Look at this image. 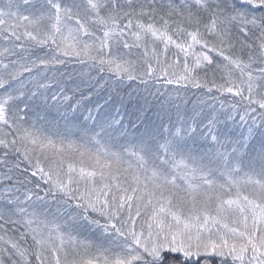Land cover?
<instances>
[{
    "label": "snow or ice",
    "instance_id": "snow-or-ice-1",
    "mask_svg": "<svg viewBox=\"0 0 264 264\" xmlns=\"http://www.w3.org/2000/svg\"><path fill=\"white\" fill-rule=\"evenodd\" d=\"M0 41V264H264V0H0Z\"/></svg>",
    "mask_w": 264,
    "mask_h": 264
},
{
    "label": "trees",
    "instance_id": "trees-1",
    "mask_svg": "<svg viewBox=\"0 0 264 264\" xmlns=\"http://www.w3.org/2000/svg\"><path fill=\"white\" fill-rule=\"evenodd\" d=\"M21 3L22 0H20ZM0 46H3V42L0 41ZM62 72H67V73H71L73 75V79L74 80H79L80 79V76H79V73L81 71H85L87 72L88 69L87 68H81V66L79 64H76V63H68L66 64L65 66H63L61 69H60ZM91 75L92 76H97L98 73L96 70H92L91 71ZM71 86V85H69ZM136 87V82H133L130 86L129 85H125L124 86V93L125 95L127 94V92L130 90V88H135ZM170 87V86H169ZM161 90L163 91V88H161ZM182 95H183V91H182ZM200 96V93L197 92L195 89H193V92L191 94H188L186 96H184V99L180 101V104H181V112L183 113V110H184V105L187 104V108L189 110H191L192 106H193V103L196 101L197 97ZM226 99H231L230 96H228L226 94ZM131 107V105L129 106ZM216 107L219 108V103L217 102L216 103ZM155 111V108L153 109V112ZM31 115V114H30ZM53 115H55V113H53ZM127 119V118H126ZM172 122L173 123H177V117H176V114H175V111L173 110L172 112ZM178 126V125H177ZM11 159H15L14 157H12ZM5 169L3 167H0V173H2ZM30 175V174H28ZM34 179V178H33ZM6 182L4 181H0V188H2L4 186ZM51 203V202H50Z\"/></svg>",
    "mask_w": 264,
    "mask_h": 264
},
{
    "label": "rangeland",
    "instance_id": "rangeland-1",
    "mask_svg": "<svg viewBox=\"0 0 264 264\" xmlns=\"http://www.w3.org/2000/svg\"><path fill=\"white\" fill-rule=\"evenodd\" d=\"M23 2V0H22ZM157 2H161V0H157ZM163 3H168L169 0H162ZM176 2H179V0H176ZM170 87H175V86H170ZM193 92V89H190L187 93L188 94H191ZM184 111V110H183ZM53 210L55 209L56 205L54 203L51 204ZM83 237H86L90 240H93V241H96L99 237V233L97 232H91V231H85L83 234H82Z\"/></svg>",
    "mask_w": 264,
    "mask_h": 264
}]
</instances>
